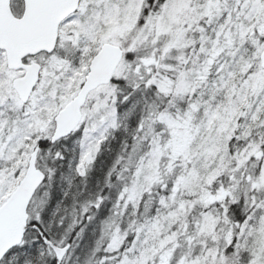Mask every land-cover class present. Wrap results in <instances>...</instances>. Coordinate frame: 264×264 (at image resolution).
I'll return each mask as SVG.
<instances>
[{"label": "snow or ice", "instance_id": "snow-or-ice-1", "mask_svg": "<svg viewBox=\"0 0 264 264\" xmlns=\"http://www.w3.org/2000/svg\"><path fill=\"white\" fill-rule=\"evenodd\" d=\"M0 264H264V0H0Z\"/></svg>", "mask_w": 264, "mask_h": 264}]
</instances>
